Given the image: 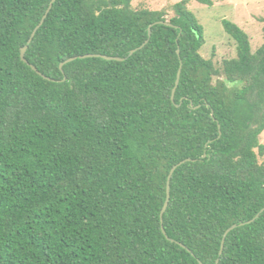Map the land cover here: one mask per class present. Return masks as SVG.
<instances>
[{
    "label": "trees",
    "instance_id": "obj_1",
    "mask_svg": "<svg viewBox=\"0 0 264 264\" xmlns=\"http://www.w3.org/2000/svg\"><path fill=\"white\" fill-rule=\"evenodd\" d=\"M133 1L0 0V264H264V42Z\"/></svg>",
    "mask_w": 264,
    "mask_h": 264
},
{
    "label": "rangeland",
    "instance_id": "obj_2",
    "mask_svg": "<svg viewBox=\"0 0 264 264\" xmlns=\"http://www.w3.org/2000/svg\"><path fill=\"white\" fill-rule=\"evenodd\" d=\"M180 1L182 0H134L132 4L136 8L164 10L168 18H171L175 15L174 5ZM213 1V5H206L197 0H189L188 7L204 27L206 40L201 54L212 59L216 67H219L224 59L235 57L237 54L236 42L224 29V19L239 24L248 33L254 51L263 44L264 0ZM260 141L264 144V131ZM260 160L263 161L264 157H260Z\"/></svg>",
    "mask_w": 264,
    "mask_h": 264
},
{
    "label": "water",
    "instance_id": "obj_3",
    "mask_svg": "<svg viewBox=\"0 0 264 264\" xmlns=\"http://www.w3.org/2000/svg\"><path fill=\"white\" fill-rule=\"evenodd\" d=\"M55 1H56V0H51V2H50V4H49V7L47 8V10H46V12H45L43 18L41 19L40 23L35 27L34 31L32 32L31 37H30V39H29V41H28V44L25 45V46L21 49V58H22L23 61L27 62V59H26V57H25V54H26V51H27L28 45H29V43L32 41V39H33V37H34L36 31H37V30L40 28V26L44 23V20H45V18L47 17V15H48L49 11L51 10V8H52V6H53V4H54ZM158 22H160V23H164V24H168V25H171V23H169V22H167V21H158ZM150 32H151V30H150ZM145 43H146V42H145ZM145 43L142 44L139 48L143 47V46L145 45ZM139 48H136V49L132 50L130 53H131V54L134 53V52H135L137 49H139ZM178 53H179V51H178ZM90 56H99V57L101 56V57L106 58V59H116V60H124V59H125L124 57H119V56H108V55H102V54H83V55H79V56H72V57L66 59L64 62H62V63L60 64V67H61V69H62L65 63H68V62H71V61H73V60H76L77 58H86V57H90ZM31 67H32L36 72H38L39 74L43 75V74H42V73H41V72H40V71H39L34 65H31ZM180 74H181V70L178 71V76H177V80H176V85H178V83H179V80H180ZM175 91H176V87L173 89V93H172V100H173V101H174V98H175ZM188 160H191V159L188 158V159H185V160L180 161L179 163H177L176 165H174V166L171 168L170 172H169V175H168V186H167V198H166L165 204H164V206H163V209H162V211H161V219H163V214H164V212L166 211V209H167V207H168V204H169V199H170V180H171V178H172V175H173L174 171L176 170V168H177L178 166H180L181 164H183L185 161H188ZM263 211H264V207L260 210L259 213L256 214V216H255L253 219H251V220H249V221H247V222H240V224L243 225V224H245V223H250V222L254 221V220L260 215V213H262ZM237 225H238V224H233L232 226H230V227L225 231V233H224V235H223V238H222L220 254H222V252H223L224 242H225V238H226L227 234H228L231 230H233L235 227H237ZM162 230H163V232L166 234V231H165L164 227H162ZM181 245H182L183 247H185L184 244H181ZM218 261H219V259L217 260V263H218ZM200 264H204V263L200 261Z\"/></svg>",
    "mask_w": 264,
    "mask_h": 264
}]
</instances>
